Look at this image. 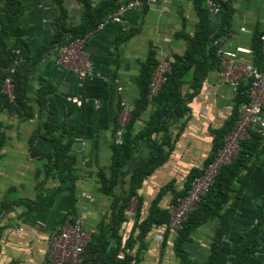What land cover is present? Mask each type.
<instances>
[{
	"label": "crops",
	"instance_id": "crops-1",
	"mask_svg": "<svg viewBox=\"0 0 264 264\" xmlns=\"http://www.w3.org/2000/svg\"><path fill=\"white\" fill-rule=\"evenodd\" d=\"M104 1L92 0L91 4L99 7ZM196 1L144 3L128 12L120 24H110L104 30H99L98 26L85 35V50L99 78L87 81L81 88L79 77L61 66L52 53L59 44L53 40L59 30L60 9L53 0H23L27 11L20 24L26 30V40L32 51V60L23 61V74L27 76L25 96L34 109L32 118L27 120L17 114H0V208L10 206L8 212L0 214V264H52L50 237L70 219H82L84 230L90 236H101L104 230L114 225L117 214L115 197L103 193L100 175L107 178L112 175L121 100L126 99L134 107L140 96L139 81L143 68L153 53H156L158 67L166 56L174 58L184 54L187 42L183 34L194 35L199 24ZM222 1L233 10L232 25L224 35L227 36L225 49L230 52L250 51L241 53L240 60L253 63L256 36L264 33V0ZM123 2L126 1L121 0ZM64 4L67 27L70 30L79 27L84 16L81 0H65ZM3 5L4 0H0V7ZM220 15L211 18L212 21L220 23ZM219 78L220 72L213 73L201 94L192 100L187 125L179 135L171 159L139 191L142 202L140 222L148 218L164 187L174 182L176 190H184L191 172L201 168L210 158L215 131L224 128L232 119L238 91L229 85H220ZM118 82L124 88L121 94ZM47 85L53 93L47 96L44 105H40L41 89ZM78 95L84 99L82 108L68 102L69 97ZM152 108L140 122L141 126L147 123ZM51 116L56 119V125L65 124L69 132L73 131V154L77 155L81 175L75 196L70 185L48 177L49 155H53L56 146V137L46 128ZM175 134L179 131L175 130ZM78 139L87 143L84 158L78 154L82 149L76 142ZM151 145L149 142L140 143L137 163L150 156ZM250 166H254V170L236 211L226 215L223 221L212 220L195 229L191 240L185 243L184 248L196 264H209L222 222H226L224 248L216 264H234L245 231L259 225L260 212L264 215V153L253 158ZM128 179L125 182L129 183ZM120 186L115 190L116 197H120L121 189L128 190L126 184ZM82 193H87L90 198L78 205L73 198L78 199ZM22 201L32 202L31 208L39 204L43 210H33L31 217L28 206L19 205ZM131 204L136 208L137 200ZM174 204L169 193L158 205L167 210ZM230 204L224 213L229 212ZM39 222L45 227L38 236H33L32 230ZM134 225L132 220L123 224L119 233H107L108 249L115 247L118 239L125 245L132 236L135 237ZM179 232L164 235L161 227L154 228L144 241L145 247L142 249L138 244L139 247L130 252L131 264H180L174 254ZM260 233L261 247L248 264H264V225ZM160 237L164 238V243L159 241Z\"/></svg>",
	"mask_w": 264,
	"mask_h": 264
},
{
	"label": "trees",
	"instance_id": "trees-1",
	"mask_svg": "<svg viewBox=\"0 0 264 264\" xmlns=\"http://www.w3.org/2000/svg\"><path fill=\"white\" fill-rule=\"evenodd\" d=\"M53 1L61 11L59 30L53 43L61 44L83 38L95 30L110 13L117 11L120 5L131 0H124L126 2L123 3L121 0H106L99 7H93L92 0H81L84 12L82 24L71 30L66 24L65 0ZM196 2L199 18L197 30L194 35L183 34V39L187 42L186 50L183 55L174 57L175 63L172 65V72L156 97H149L151 79L159 64L155 59L156 53L151 55L143 68L144 71L139 81L140 96L133 104L132 119L125 130L123 144L118 146L115 143L113 146L112 175L108 178L103 174L100 175L103 193L115 197L117 214L113 219L114 225H111L107 231H103L104 227H102L103 234L101 236H91L81 264H131L133 257L130 252L135 251L139 247L138 244H141L143 249L145 247L144 241L154 228L169 225L171 214L168 209L159 208V202L169 193L172 195L173 202L189 194L193 181L204 175L209 165L216 159L218 152L224 147L226 136L233 132L239 107L249 102V99L243 96L244 86L241 85L236 96L234 115L224 128L215 131L214 146L208 161L201 168L191 172L182 192L175 189L174 182L164 187L159 198L153 203L148 218L144 222H140L142 202L139 191L144 183L171 159L179 135L187 125V116L190 112L189 105L196 96L201 94L207 79L213 73L222 70L218 48L214 46L213 39L227 34L232 25L233 10L222 0H218L222 12L219 16L220 23L216 24L210 18L205 2L199 0ZM26 11L27 8L23 0H4V5L0 7V114L4 112H8L10 115L17 114L23 120L32 118L34 109L25 96L27 76L25 73L23 74L24 59L29 62L32 60L30 43L26 40V30L20 24ZM69 35H71L70 39L67 40ZM263 35L264 33H260L256 36L253 46L254 61L252 63L261 72H264V52L261 41ZM18 50L21 52L20 55L14 53ZM9 77L14 80V101L3 92L5 81ZM187 86H189L188 89ZM51 93L53 92L50 86H44L41 89L39 104L44 105L47 96ZM150 107L153 108L147 123L141 126L140 122L142 123ZM120 110L121 106L119 114ZM55 122L56 119H53L52 116L46 122L47 130L56 137L55 152L53 155H49L51 165L47 167L48 177L70 185L72 195L75 196L76 184L81 175L77 168V155L73 154V131L69 132L65 124L56 125ZM116 126L115 133L117 134L119 129L117 121ZM175 130H178L179 134H175ZM141 142L152 144L151 153L144 161L137 163L136 155L140 151ZM1 146L2 135L0 132V148ZM241 147L242 151L237 159L231 165L221 169L208 195L204 197L198 208L190 214L182 231L175 239L174 254L180 264H196L184 248L185 243L191 240L190 236L193 231L209 221L218 219L223 221L226 215L236 211L242 201L251 173L254 170V166H250V164L253 158L264 153V148H262L260 138L255 132H252L250 140L241 143ZM127 178H129V183L125 182ZM122 184H126L128 190L121 189L120 197H116L115 190L120 185L122 187ZM73 199L77 203L78 199L75 197ZM134 199L138 201L137 212L134 217L135 237L132 236L125 245L118 239L115 247L109 250L105 235L109 232L119 233L123 224L129 222L128 210ZM121 201L122 204L119 205ZM32 204L29 201L19 203V205L28 206L31 217L33 210H43L39 204L36 205V208H31ZM229 204V212L224 213ZM9 209L10 206L3 205L0 208V214L8 212ZM258 217L259 225L245 231L244 242L238 250L234 264H248L259 251L264 215L260 212ZM225 224L226 222H222L221 233H218L214 242L209 264H216L221 256L224 248ZM121 254L124 255V260L119 259Z\"/></svg>",
	"mask_w": 264,
	"mask_h": 264
},
{
	"label": "built area",
	"instance_id": "built-area-1",
	"mask_svg": "<svg viewBox=\"0 0 264 264\" xmlns=\"http://www.w3.org/2000/svg\"><path fill=\"white\" fill-rule=\"evenodd\" d=\"M175 0H131L122 4L120 8L107 16L106 20L99 25V30L106 29L110 24H120L123 17L130 11L138 8L144 3H163L171 4ZM206 4L209 16L215 19L221 12L222 7L218 0H199ZM227 36L214 38V46L218 48V57L222 63V70L220 72V85H229L235 91H238L241 85L244 86L243 96L249 99V102L243 104L238 109L237 121L235 128L225 138L224 147L218 152L216 159L201 177L196 178L189 194L186 197L179 198L176 204L170 209L171 220L169 225L161 227L162 234L168 232H179L183 229L185 222L188 220L190 214L198 208L213 186L215 179L220 174L224 166L231 165L242 151L241 143L252 138V130L259 136L261 146L264 148V72L259 71L252 63H245L240 60L241 53H251L250 51L238 50L237 52H230L225 49V42ZM264 52V35L261 37ZM86 39L77 38L74 41L64 42L56 45L52 53L58 60V63L66 69L73 72L79 77L81 88L84 87L87 81H93L99 78L95 67L90 59L89 54L85 50ZM15 54L20 55V51H14ZM175 63L173 57L166 56L155 71L149 86V97H156L168 76L172 71V64ZM119 94L124 92L121 82L117 83ZM3 92L14 101L15 86L13 78L9 77L5 81ZM69 103L75 104L82 108L84 99L82 95L71 96L68 98ZM120 116L118 119V132L116 145L121 146L124 141L125 130L128 127L131 119L133 107L130 103L122 98ZM81 145V151L78 152L80 157L84 158V151L87 143L84 140L78 139L76 141ZM82 168L85 169V163L82 162ZM87 193H82L77 200L78 205L89 199ZM134 202V201H133ZM136 208L133 204L128 210V219L135 220ZM44 224L39 222L32 230L33 236H38L44 229ZM23 232V229L20 230ZM91 236L84 230V222L82 219H70L67 223L54 231L50 237V261L52 264H81L84 260V253L86 247L90 242ZM159 241L164 243V238L160 237ZM120 260H124L122 255ZM160 264V263H156Z\"/></svg>",
	"mask_w": 264,
	"mask_h": 264
},
{
	"label": "clouds",
	"instance_id": "clouds-1",
	"mask_svg": "<svg viewBox=\"0 0 264 264\" xmlns=\"http://www.w3.org/2000/svg\"><path fill=\"white\" fill-rule=\"evenodd\" d=\"M129 2H130V1H129ZM126 3H127V2H126ZM115 12H116V11H115ZM106 18H107V17H106ZM106 18H105V20H106ZM105 20H104V21H105ZM104 21H103V22H104ZM101 23H102V22H101ZM101 23H100V24H101ZM100 24H99V25H100ZM215 180H216V179H215ZM178 199H179V198H178ZM178 199H177V200H178ZM135 200H137V199H135ZM135 200H133V201H135ZM177 200H176V201H177ZM133 201H132V202H133ZM137 204H138V201H137ZM175 204H176V202H175ZM175 204H174V205H175ZM172 207H173V206H172ZM136 209H137V207H136ZM170 209H171V207H170ZM170 209H168L169 212H170ZM170 214H171V213H170ZM129 221H130V220H129ZM134 221H135V220H134ZM169 223H170V222H169ZM162 227H163V226H162ZM181 231H182V230H181ZM121 255H122V254H121ZM123 257H124V256H123Z\"/></svg>",
	"mask_w": 264,
	"mask_h": 264
}]
</instances>
